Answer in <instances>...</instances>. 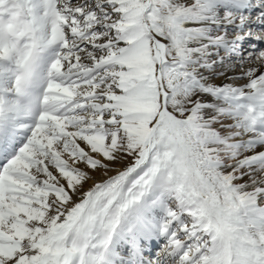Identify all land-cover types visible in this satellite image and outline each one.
Instances as JSON below:
<instances>
[{
	"label": "snow or ice",
	"instance_id": "6c2138e0",
	"mask_svg": "<svg viewBox=\"0 0 264 264\" xmlns=\"http://www.w3.org/2000/svg\"><path fill=\"white\" fill-rule=\"evenodd\" d=\"M0 264H264V0H0Z\"/></svg>",
	"mask_w": 264,
	"mask_h": 264
}]
</instances>
